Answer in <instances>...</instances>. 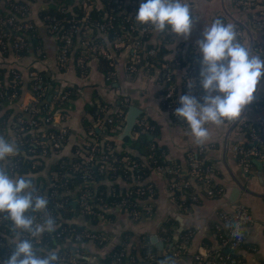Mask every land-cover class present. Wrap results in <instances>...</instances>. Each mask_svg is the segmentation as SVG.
<instances>
[{
	"label": "crops",
	"instance_id": "1",
	"mask_svg": "<svg viewBox=\"0 0 264 264\" xmlns=\"http://www.w3.org/2000/svg\"><path fill=\"white\" fill-rule=\"evenodd\" d=\"M24 1L28 9L27 19L33 24V34L27 40L25 53L14 55L10 51L0 52V70H2L0 82L4 85L7 79L6 71L13 68L20 75L22 87L16 100L10 97L5 105L0 102V115L7 112V122L10 123L22 113L24 107L28 108L35 103L36 99L27 85L28 73H40L42 79L46 81V86L41 92L45 93L46 102L52 101L63 87L71 88L74 94V97L68 101L69 107L62 114L63 118L58 124L54 113L52 114V125L56 127L60 124L66 129L67 134L58 152H51L39 161L43 164L40 176L48 180L50 177L48 169L58 158L68 159L74 148V151L80 152L78 147L95 142L93 132L100 135L101 140L107 138L105 119L124 108L121 127L119 126L118 130L115 128L117 132L112 137L114 151L120 150L121 140H118L117 136L123 126L126 109L133 106L139 110L135 122L142 121L148 126L150 123L149 127L152 130L155 127L156 134H150L148 139L161 149L160 154L164 162L184 173L185 155L191 153L207 166L205 179L209 185L220 190L219 195L208 196L204 189L200 188L199 191L196 190V200L182 202L168 191L165 177L151 171L141 181L153 187V195L147 200L151 208L147 215L134 219L113 209L109 211L110 218L98 220L92 226L87 224L82 216H74L68 220L69 223L98 231L103 237L102 243L96 244L92 240H86L76 244L71 242V245L70 241H65L58 247L66 248L75 245L79 255L83 257L84 264H100L109 252L121 246L126 257L123 264H133L140 259L142 250L147 245L158 254L168 252L170 245L164 243L158 230L163 222L172 221L173 239L185 230L192 232L189 242L173 264H199L193 258L194 255L216 247L214 225L219 222L220 214H230L235 204H241L248 210L251 222L242 229L243 243L234 250L233 254L238 260L237 264H264V170L258 168L253 160L249 168H243L233 151L235 144L246 140L239 123H255L264 115V109L257 107L258 100L264 96V77L258 84L253 101L245 106L241 116L232 121H225L219 126L206 125L210 132V139L203 144H197L191 130L172 121L163 106L161 89L166 86V83L162 79L164 71L160 69L166 66L165 64L151 70L137 68L134 72H128L126 62L130 58V50L123 47L112 49L103 34H98L97 52L87 57L83 71L77 69V56L81 50L78 38L73 41L72 51L67 61L60 64L56 60L57 44L40 17L41 10L47 7L46 0ZM234 1L186 0L194 14L193 31L187 40L174 34L173 41L166 46L165 57L171 58L176 52L183 55L187 50L195 53L200 63L201 55L195 42L201 39L204 27L209 26L219 16L225 18L223 22L241 27L245 42L252 40V42L264 44V32L250 25L248 12L237 9ZM142 2L143 0H130L129 4L132 5L134 14L129 15L133 14L135 17ZM86 3L89 10L98 6L99 0H86ZM4 7V4L0 2V9ZM159 35L160 32L150 26L147 43L158 44ZM99 55L108 57L113 65L110 80L105 79L107 73L104 74L99 67L97 60ZM183 73V69L171 67L177 97ZM198 86V88H191L189 94L199 99L204 93L200 82ZM17 119L18 117L14 120L17 121ZM134 136L131 132L130 137ZM262 144L261 161H264V137ZM116 182L120 187L128 186L121 180ZM130 184L133 185V183ZM43 186L46 187L47 184ZM234 189L237 191L233 199H230ZM225 249L221 250L222 253H225Z\"/></svg>",
	"mask_w": 264,
	"mask_h": 264
},
{
	"label": "built area",
	"instance_id": "2",
	"mask_svg": "<svg viewBox=\"0 0 264 264\" xmlns=\"http://www.w3.org/2000/svg\"><path fill=\"white\" fill-rule=\"evenodd\" d=\"M261 1L263 0H235L234 6L239 10L248 12V20L250 22V25H252V27H254L256 30H261L264 32V12H261L262 10L264 11V4H261ZM0 2L4 4V9H7L6 12H8V15L0 16V47L4 48L5 44H8L9 50L21 49L25 47L26 42H24V39L20 37L17 32H14V35H11L10 29L18 32L23 30H33L32 22L26 21L28 17V9H26L24 6H14L13 8L15 10L13 11V13H11V15H9L7 5H10V0H0ZM80 4L82 9L84 10V13L79 18H75L73 15L66 17L64 15L65 9L62 5L56 7V11L59 17L45 14L41 18L43 24L46 26L48 33L52 36L53 40L57 44V62L63 64L67 61L72 51L73 41L75 40V38H78L81 50L77 56V67L79 71H83L84 63L87 57L96 54L97 52L98 46L96 40L99 38L98 34H103L107 38V34L111 30L113 23L116 22L120 31L118 32V34L114 35V40L112 42L108 41V39L107 41L112 49L123 47L130 50V58L128 62H126V70L128 72L136 71V64L139 61L140 52L142 49H144L145 45H143V41H140L139 37L145 32L150 31L148 25L135 26V22L131 21V18L134 17L132 8L131 10L126 12V15H124V17L120 19H116V15H114L113 12H105L101 20H96L90 19L89 15L87 14L88 5L86 3V0H80ZM130 13L133 14L129 15ZM124 23H127V25L125 26ZM236 31L238 33V39L241 43L245 44L246 46H250L254 54L264 55V44L255 43L252 42V40L245 42L242 36V28L236 26ZM132 33H134V35ZM8 36H10V39ZM7 40H9L10 42L6 43ZM146 53L154 54V49H148ZM191 63L192 66H190L187 74L185 73V75H183V79L187 83H189L188 85H190L191 83L194 84L195 82L199 81L198 75L193 74V72L197 63L199 65L200 63L195 61ZM109 66L111 67V69L105 76L106 80H110V77L113 74V65L111 61H109ZM188 72H190V74H188ZM6 73L10 76L11 82L20 79L18 71L13 68H9ZM162 79L164 83H166L165 91L162 95L163 106L165 110L169 114L172 121L178 123L185 129H190L185 122L178 119L174 115L175 109L179 107V95L177 97L174 92L175 86L170 82V75L164 71V76L162 77ZM28 80H31V87L34 88L37 83L41 82V76H38L36 73H28ZM41 92L42 90L38 94L34 95L35 99L43 95V93ZM183 94H189V89H185L183 91ZM10 96L13 98L15 96V92L13 91ZM61 98L63 99L64 95L61 96ZM258 102L259 104H257V107H261L264 109V96L260 100H258ZM24 110L28 112V117L24 120L27 124V127L31 128L33 126H36V120L32 117L36 110L32 106L28 108L24 107L23 111ZM53 113L58 124L62 120L63 116L56 110L53 111L52 114ZM52 114L41 117V121L44 124H50V126L56 128L57 132L41 134L40 139L30 141V147H28L27 149L29 153L37 154L41 158L45 157L51 152H58L66 138L67 131L64 127H61L60 124L56 127L52 125ZM111 122L112 121L110 118L106 119V123ZM12 125L13 140H19V132L21 130H24L25 127H21L20 125H17V123H13ZM135 125L138 126L141 130L150 129V127L142 121H136L134 123V126ZM263 130L264 115L259 117L254 124H242V131L245 133L246 140L243 143L235 144L233 146V151L236 154L238 163L243 168H249L251 165V161L254 159L261 161V158L263 156V151L261 148L262 139L259 138L258 133L263 132ZM133 134L136 135L137 132H134ZM9 139L10 138H8V140ZM97 146L98 143L96 141L91 144L84 145V148L87 149H85L87 153L83 160V164L88 166L94 163L96 166L95 170L97 172L115 169L113 163L115 162L116 158L111 154L114 150L113 146L106 144L104 145V148H100L99 152H97ZM150 149H152V147H150ZM78 153V150L74 152L75 155H77ZM14 158L15 157L0 162V166L5 167L8 170L9 175L13 177L17 176L14 172L16 161L14 160ZM142 159L145 161L144 158ZM120 161L121 166H123L126 171H134V173H136L134 178L133 175L130 174V179L133 180V185L138 186V188L133 193L131 190H127L124 195L119 197L118 195L111 193V199L108 202L98 197L96 198V202L92 203V205H89V202L91 200H94L93 196L89 194L88 190H84L77 197L73 196L71 198L73 204H78L81 212L84 213L86 211L93 216L96 215L98 218H101V215L95 214V211L91 208L93 206H96L97 208L105 212L116 209L119 212H123L125 215L134 219L143 217L150 212L151 208L147 200L153 195V187L149 183L146 184L138 181L140 179H138L139 174L137 172L139 170V166L137 162L130 160L126 156L122 157ZM185 163V171L184 173H181L177 168H174L173 166L168 164H162L152 155H150V170L160 173L165 177L167 181L166 184L168 191L178 200L182 202H186L187 199L191 201L196 200V190L199 191L200 188L204 189L203 191L208 196L220 194L219 189L212 188L207 180H203L202 175L203 173L205 175V172L208 169L206 165H202L203 163L199 161V159H197L195 155L186 153ZM32 166H34V164ZM59 167L63 168L64 164L61 162L59 164ZM261 168L264 170V161H261ZM69 171L72 173L74 171L80 172L79 177L83 182H91V171L81 168L78 163H71ZM64 174L65 173H63V175ZM51 177H54V175L49 177V184H47L46 187L41 183H33L37 192L41 195L46 196L47 199H50L54 194H56V188L53 187V184L50 182ZM197 181H200L201 183H198ZM192 184H194V189L190 190V186ZM142 185H144L143 188L139 187ZM142 196H146L145 199H142ZM62 207L63 201H58L52 203V206H47V213L29 214L35 215L37 222H42V220L46 218V214H50L53 217V211ZM59 222L62 221L60 220ZM250 222L251 216L248 210L241 204H235L233 206L232 212L230 214H220L219 222L214 225L216 247L211 251L205 250V252L203 253H196L193 258L197 262H199V264H237L238 260L235 256H232L233 253H222L221 250L223 248H226L234 251L236 248H238L243 243L242 229ZM236 224H239L240 226L238 229L240 235H235L237 229L234 227V225ZM58 225L59 224L57 223L55 225V228ZM4 231H7L9 235H4ZM184 232L185 234L183 235L179 243L171 249V255H173L174 257H177L179 254H181L192 236L191 230H185ZM46 234L47 232H45L42 236L45 237ZM0 236L5 238L6 240L3 241L2 238H0V264H4V262L11 254L12 244L14 242V239H16L10 221L5 214H0ZM50 236L58 241V246L65 241H70V243L72 242L75 244L76 242H79V240H82L84 238H86V240H96L98 244L102 243L103 241V237L100 234H94L91 232H87L86 230L74 231L73 228L65 226L57 228L54 233H50ZM34 245L37 249V254L41 256H46L50 250H58V264H81L80 259L83 260L82 255H79L78 251L73 249L72 247L59 248L57 246L53 249L47 250L45 248V244L41 245V236L37 237L34 240ZM214 253H216L215 257H213ZM155 256V252L151 249L150 246L147 245L142 250L140 262H134L133 264H151V262L155 260ZM124 259V249L120 248V251L113 256L108 264H123Z\"/></svg>",
	"mask_w": 264,
	"mask_h": 264
},
{
	"label": "trees",
	"instance_id": "3",
	"mask_svg": "<svg viewBox=\"0 0 264 264\" xmlns=\"http://www.w3.org/2000/svg\"><path fill=\"white\" fill-rule=\"evenodd\" d=\"M129 1V2H128ZM10 5H7L9 15L13 13L15 10L14 6H24L27 9V4L24 0H10ZM130 0H127V3H125V0H99V5L96 7H92L88 10L87 14L89 15L90 19H96L101 20L103 14L105 12H113L114 15H116V19H120L126 15V12L130 10L132 5L130 6ZM261 4H264V0L261 1ZM64 6L65 12L64 15L66 17L73 15L75 18H79L83 15L84 10L81 7L80 0H46V8L44 10H41L40 17L42 18L45 14H50L55 17H59L58 13L56 11L57 6ZM7 9H0V16L8 15V12H6ZM261 12H264L263 10ZM116 13V14H115ZM217 19H220L222 22L225 20L223 16H219ZM26 20V18H25ZM26 21H29L28 19ZM132 22H135V26H141L142 24L138 23L135 18H131ZM30 22V21H29ZM130 22V21H128ZM126 26L127 23H124ZM150 28V26L148 25ZM11 35H14V32H17L20 37L24 39V42H26L25 47L21 49H11L9 50L8 44H5L4 48L0 47V52L5 53L10 51L14 55H23L26 50L27 46V40L29 37H32L33 30H23V31H14L10 29ZM120 31L118 24L116 22L113 23V26L111 30L107 34L108 41L112 42L114 40V35L118 34ZM131 34V33H129ZM134 35V33H132ZM150 31L145 32L143 35L139 37L140 41H143L144 49L141 50L139 55V61L136 64L137 68H142L146 70H151L155 67H161L162 64H165L163 68L160 69V71H165L170 75V82L175 85V82L171 76V67H175L178 69H183L185 73L187 74V71L190 69V66H192L193 61L199 62V57L189 51H185V53L182 55L180 52H176L173 57L166 58L167 48L166 46L169 45L173 41L174 34L169 32L160 33L159 39L160 42L158 44H149L147 43L149 38ZM10 39V36H8ZM12 37V36H11ZM10 41L7 40L6 43H9ZM154 49V54H147L146 51L148 49ZM145 52V54H144ZM99 67L102 69V72L106 74L111 67L109 66V59L102 56H97ZM78 69V67H77ZM79 70V69H78ZM199 71H200V65L197 63L195 66V70L193 74L198 75L199 77ZM38 76H41L40 73H36ZM190 74V72H188ZM7 79H5L4 85L1 83L0 86V102L5 105V102L11 97V93L14 91L15 96L13 97V100H16L19 97V93L21 91L22 83L21 80H15L14 82H11L10 76L6 73ZM0 80L2 81V70H0ZM198 82L194 83V87L192 88H198ZM6 84V85H5ZM28 89L33 95L38 94L43 88L46 86V81L42 79L41 82L37 83L36 86L33 88L31 87V80H28L27 82ZM191 89L189 88L187 82L183 79L178 91L179 96L183 94V91L185 89ZM165 91V87L161 89V93L163 94ZM175 92V88H174ZM176 94V93H175ZM64 95V98L62 99L61 96ZM74 97L73 90L69 87H63L59 91V94L55 96V98L49 102L45 101V93L38 97L36 99V102L32 105V107L36 110L35 113L32 115V117L36 120V126H33L31 128L27 127L26 122L24 121L28 115L27 111L24 110L22 113L16 116L18 117L17 121L13 120L7 122V112L0 115V135L4 136L6 139L10 138L12 142H14L17 145L18 153L15 156V168L14 172L15 175H23L27 179H31L34 184H49V181L44 178L43 176H40V170L42 169L43 164H41V157H39L37 154L29 153L27 150L28 147H30V141L35 139H40L41 134H48L49 132L56 133V128H53L50 126V124H44L41 121V117H44L46 115L52 114L53 111H58L61 114H64L68 107L69 102ZM1 110V107H0ZM123 109L119 110L116 113H113L109 115L108 118L111 119V123H106V119L104 121L105 123V132L107 135V138L100 139V135H96L95 132H93L95 138L93 140L98 141V151L100 148H104V145H110L114 146V142L112 141L113 135L116 134V130H118L119 126L121 127L122 123V116H123ZM17 125H20L21 127H25L24 130H21L19 132L20 138L19 140H13L12 137V131H13V123L15 122ZM243 122L239 123L240 126H242ZM254 124V123H252ZM151 124L149 123V126ZM8 126V127H7ZM8 128V130H7ZM116 128V130H115ZM112 129V130H111ZM114 129V130H113ZM242 129V128H241ZM132 133L137 132V134L134 137H125L123 138L119 143L121 146L120 150L114 151L111 153L115 158V162L113 163V166H115V169L113 170H106L102 172H97L95 170L96 166L94 163L91 165H85L83 164V160L86 156L87 151H85L86 148L84 146L78 147L80 152L75 155L74 150L72 152L71 157L68 159L64 158H58L54 164H51L48 173L50 176L54 175V177H51L50 182L53 184V187L56 188V194L53 195L50 199H48V205L52 206V203L63 201V207L58 208L57 210L53 211V217L55 219V225L58 223L59 225L55 228V231L57 228L61 226L65 227H71L74 231H82L86 230L87 232H91L94 234H99L98 231H92L89 229H86L84 226L80 225H74L73 223H69L68 220L71 219L74 216H82L83 220L87 222L89 225H94L98 222V220L102 219H108L111 217L109 212L102 211L101 209L97 208L96 206L91 207L95 214H100L101 218H98L96 215H91L87 213L86 211L83 213L80 211V207L77 203H72L71 198L73 196L77 197L81 192L84 190H88L89 194H91L94 198V200L89 202V205H92V203L96 202V198L100 197L102 200L108 202L111 197L110 194L114 193L116 195L122 196L124 195L127 190H131L132 193L138 188V186L131 185L130 183L133 182L132 179H130V174L133 175V178L135 177L136 173L134 171H126L123 166H121V158L122 157H128L130 160H133L138 163L139 170H138V181H142L148 174L151 172L150 170V155H152L156 160H158L162 164H168L166 161L164 162L162 155L160 154L161 149L156 147L152 143L151 140L148 139V135L156 134L155 127L152 129H145L141 130L138 126H134ZM258 136L260 139H263L264 134L262 132L258 133ZM20 141V142H19ZM48 147V146H46ZM152 147V149H150ZM261 148L263 151V145L261 144ZM49 150V149H48ZM87 150V149H86ZM142 158L145 159V161H142ZM37 162V163H36ZM64 164V167H59L60 163ZM71 163H78L81 168L87 169L91 171V182H83L79 175L80 172L74 171L73 173L69 171L70 164ZM34 164V166H32ZM202 165H205L204 163ZM63 173H65L63 175ZM205 175L203 173L202 178L203 180ZM116 180H121L123 183H127L128 186L126 188L120 187L116 182ZM207 180V179H205ZM198 183H201L200 181H197ZM141 188L144 187V185L139 186ZM194 189V184L190 186V190ZM146 196H142V199H145ZM65 200V201H64ZM188 202V199L187 201ZM59 216V218H58ZM62 222H59V221ZM173 222L172 221H165L162 223L161 227L159 228V235L164 239V243L166 245H170L168 247V252L166 254H158L155 252V260L151 262V264H162V261H167L168 264H173V261L176 259L173 255H171L170 249H172L176 244L179 243L185 232H180L179 235H177V238H172V227ZM54 231V232H55ZM52 232V233H54ZM4 235L8 236V232L4 231ZM3 241H6L5 238L1 237ZM86 241V238L79 240V242ZM94 243L97 244L96 240H92ZM75 243V244H76ZM45 244V248L47 250L53 249L57 247L58 241L50 236V233L47 232L46 236H41V245ZM72 245V244H71ZM242 245V244H241ZM73 249L79 250L75 247V245L70 246ZM120 248L115 249L114 251L109 252L105 258H103L100 262V264H108V262L113 258L115 254H117L120 251ZM212 250V249H211ZM210 250V251H211ZM216 253L213 254V257H215ZM232 256H235L232 254ZM124 258V257H123ZM126 258V257H125ZM141 259V255H140ZM139 260H136V262H140ZM81 264H84V260H81ZM135 262V263H136Z\"/></svg>",
	"mask_w": 264,
	"mask_h": 264
},
{
	"label": "clouds",
	"instance_id": "4",
	"mask_svg": "<svg viewBox=\"0 0 264 264\" xmlns=\"http://www.w3.org/2000/svg\"><path fill=\"white\" fill-rule=\"evenodd\" d=\"M135 20L157 32L187 40L193 31L194 14L186 0H143ZM195 43L201 55L199 82L204 95L199 99L191 94L181 95L174 115L188 125L195 142L203 144L210 139L206 125L219 126L239 118L253 101L264 77V55L254 54L250 46L238 39L236 26L220 19L205 26L201 39ZM188 86L192 88L194 84ZM17 153V145L0 135V162ZM47 206L48 199L37 192L31 179L10 176L0 166V214L7 216L16 236L4 264H58V250L41 256L34 245L37 237L55 231V219L50 214L42 222L29 214L47 213ZM234 227L235 235H240L239 224Z\"/></svg>",
	"mask_w": 264,
	"mask_h": 264
},
{
	"label": "water",
	"instance_id": "5",
	"mask_svg": "<svg viewBox=\"0 0 264 264\" xmlns=\"http://www.w3.org/2000/svg\"><path fill=\"white\" fill-rule=\"evenodd\" d=\"M244 29H245V27H244ZM138 115H139V110L137 108H135L133 106H129L126 109L124 121H123V126L121 128L119 135L117 136L118 140H122L125 137H130V133H131L132 128H133L134 123H135V119ZM253 162H254V164H256L258 166V168H261V162L260 161L254 159ZM235 191H237V190L234 189L232 191V196L230 197V199H233V197H234L233 195L235 194ZM152 239H154V237ZM224 252L225 253H233L234 251L230 250V249H225Z\"/></svg>",
	"mask_w": 264,
	"mask_h": 264
}]
</instances>
